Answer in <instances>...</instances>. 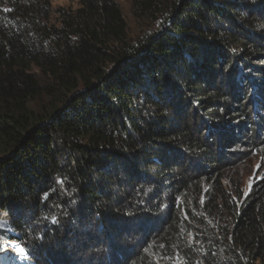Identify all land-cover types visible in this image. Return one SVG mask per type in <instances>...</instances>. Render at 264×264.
<instances>
[{
	"label": "trees",
	"instance_id": "obj_1",
	"mask_svg": "<svg viewBox=\"0 0 264 264\" xmlns=\"http://www.w3.org/2000/svg\"><path fill=\"white\" fill-rule=\"evenodd\" d=\"M129 12L134 40L114 0H0V236L34 264H264V177H230L264 147V0Z\"/></svg>",
	"mask_w": 264,
	"mask_h": 264
},
{
	"label": "rangeland",
	"instance_id": "obj_2",
	"mask_svg": "<svg viewBox=\"0 0 264 264\" xmlns=\"http://www.w3.org/2000/svg\"><path fill=\"white\" fill-rule=\"evenodd\" d=\"M116 3L119 4L121 7L123 14L126 18V21L128 23V33L130 38L133 40L137 37H140L144 32L146 26H141L139 23L135 22L132 17L130 16V0H114ZM50 5L52 9H57V8H65L69 11H74L79 7V0H49ZM51 23L58 25L57 19L55 15L51 16ZM156 28V27H155ZM32 73H36L42 80V83L45 84L48 82V80L44 79L39 72V70L35 68H31ZM39 103H34L32 107H34V110L36 111H41L42 110V105L44 103L41 101H38ZM245 150L243 160L240 161L237 164V168L231 170L230 172V177H232L235 180H239L241 184V189L243 191V194L246 195L252 188L254 184L259 182L263 177H264V147H260L256 151L254 150H248L243 147L241 148L240 151ZM223 186L228 187L227 181H223ZM13 229L11 228V220L8 217V215L0 210V231H9L11 233L16 234L15 232L12 231ZM3 237V236H1ZM3 239V238H2ZM8 241V240H7ZM11 241V240H10ZM12 243H15V241H11ZM12 246V245H11ZM72 246L74 247L73 241L67 245L69 250H71ZM6 247V246H5ZM15 249L23 251L20 246H12ZM3 248H0V251ZM75 259L80 260L81 262L86 260L88 257L87 255L81 256L77 255L74 257ZM6 259L9 260L10 264H13V259H10L7 254L1 255L0 260ZM15 264V263H14ZM176 264H183L181 262L176 263Z\"/></svg>",
	"mask_w": 264,
	"mask_h": 264
},
{
	"label": "bare ground",
	"instance_id": "obj_3",
	"mask_svg": "<svg viewBox=\"0 0 264 264\" xmlns=\"http://www.w3.org/2000/svg\"><path fill=\"white\" fill-rule=\"evenodd\" d=\"M3 238V239H2ZM19 246L17 243H12L10 240L7 241L4 237L0 236V248H3L0 251V256L7 254L10 259H13V264H34L30 257L27 255L26 251L21 248L23 251L13 248L12 246ZM6 246V247H5ZM0 264H10L9 260L1 259Z\"/></svg>",
	"mask_w": 264,
	"mask_h": 264
}]
</instances>
